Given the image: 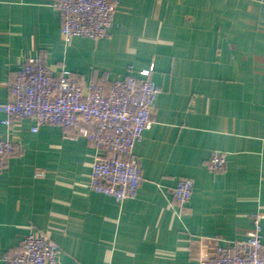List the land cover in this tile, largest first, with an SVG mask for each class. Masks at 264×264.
<instances>
[{"label":"crops","instance_id":"0c3cea01","mask_svg":"<svg viewBox=\"0 0 264 264\" xmlns=\"http://www.w3.org/2000/svg\"><path fill=\"white\" fill-rule=\"evenodd\" d=\"M53 1L0 0V136L23 145L0 176V264L31 232L55 241L58 264H199L216 243L244 239L264 214V0H120L109 35L69 44ZM39 55L55 72L108 84L154 66L161 91L133 149L136 196L90 189L86 137L55 124L33 131L30 118L2 123L10 73ZM216 150L227 161L211 171ZM184 176L194 189L180 205Z\"/></svg>","mask_w":264,"mask_h":264},{"label":"built area","instance_id":"2783aa9c","mask_svg":"<svg viewBox=\"0 0 264 264\" xmlns=\"http://www.w3.org/2000/svg\"><path fill=\"white\" fill-rule=\"evenodd\" d=\"M120 0H54L61 16V32L67 44L76 36L99 39L109 35ZM154 66L138 75L127 73L111 83L100 79L81 81L71 70L53 71L44 56L29 57L11 72L9 99L1 108L2 123L11 127L23 119L40 125L55 124L88 139L96 150L88 186L118 201L136 196L143 175L134 145L152 125V112L161 88L152 79ZM23 150L15 138L0 136V176L6 156ZM226 153L213 151L206 164L211 171L226 165ZM194 189L190 177H180L173 196L180 205L189 203ZM253 214V225L244 239L216 243L199 256V264H264L262 220ZM60 248L44 233H29L7 254L5 264H58Z\"/></svg>","mask_w":264,"mask_h":264}]
</instances>
